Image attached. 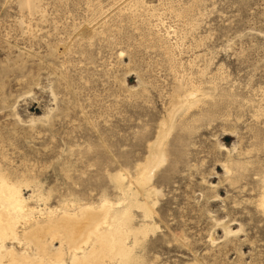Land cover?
Instances as JSON below:
<instances>
[{
  "label": "rangeland",
  "instance_id": "obj_1",
  "mask_svg": "<svg viewBox=\"0 0 264 264\" xmlns=\"http://www.w3.org/2000/svg\"><path fill=\"white\" fill-rule=\"evenodd\" d=\"M154 153L132 264H264V0H0V174L32 212L0 253L123 205Z\"/></svg>",
  "mask_w": 264,
  "mask_h": 264
},
{
  "label": "bare ground",
  "instance_id": "obj_2",
  "mask_svg": "<svg viewBox=\"0 0 264 264\" xmlns=\"http://www.w3.org/2000/svg\"><path fill=\"white\" fill-rule=\"evenodd\" d=\"M157 156L154 153L140 171L139 177L135 179L137 188H132V182L130 186L128 183L129 188L122 199L123 205L121 200L112 203L104 199L100 203V208L104 209L102 213L85 207L79 209V215L64 214L60 220L53 222L49 218L45 226L39 227L36 224V228L30 233L35 251H38L37 255H33L35 258H16L13 250H10L0 253V259L7 258L9 264H65V255H68L69 264H132L140 259L136 250L142 246L147 233L154 227L145 221L152 219L154 211L148 201L141 203L138 197L141 194L148 198L154 192L148 186L154 168L163 162V157ZM117 180L124 181V176L119 174ZM21 185L18 182L11 183L0 174V243L4 236L17 240V223L27 219L32 213L21 195ZM259 205L264 212V195L260 197ZM132 208L140 209L143 214V223L138 228L132 225ZM52 215L49 213L50 217ZM224 232L227 235L233 233V230L227 226L224 227ZM43 233H50L51 239L57 236L60 247L55 249L51 242L44 241Z\"/></svg>",
  "mask_w": 264,
  "mask_h": 264
}]
</instances>
